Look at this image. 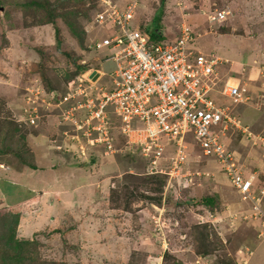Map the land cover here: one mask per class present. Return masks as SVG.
<instances>
[{"label":"rangeland","instance_id":"rangeland-1","mask_svg":"<svg viewBox=\"0 0 264 264\" xmlns=\"http://www.w3.org/2000/svg\"><path fill=\"white\" fill-rule=\"evenodd\" d=\"M3 1L4 11L0 10V162L5 164L0 170V198L3 194L7 201L27 202L17 206L0 203V226L10 224L8 218L17 215L16 238L32 242V258L46 260L44 264H195L197 258L207 264H236V251L240 246L248 245L247 239L264 241V237L257 239L258 228L254 229L253 223L246 219L250 213L247 212L248 205L241 203L239 191L230 185L222 186L214 179L217 172L224 176L222 169L215 158L203 155L193 133L186 136L191 152L188 168L196 178L195 184L190 185L192 181L186 183L184 179L170 175L166 168L168 164L161 165L164 172L148 176L144 160L137 154L105 156L102 148L97 146L87 147L85 157L78 156V159L72 150L63 149L75 127L64 121L59 104L50 110L42 109V120L48 116L56 118L58 129H63L59 141V145L64 146L60 161H67L73 169L88 176L86 181L92 182L86 196L76 199L71 194L67 204L63 205V199H57V194L51 193L46 184V177L54 168L43 164L45 158L42 162L32 150L39 146L40 134L52 128L45 124L39 131H32L13 119L18 115L16 106L23 104L25 88L35 84L36 80L57 89L61 97L69 93L68 82L78 81L81 74L90 75L99 70L104 73L98 79L99 85L112 84L110 74L115 65L106 61L111 51L91 52L86 47L95 37L96 30L101 36L106 34L97 25L90 33L85 31L105 7L102 0L69 2L71 8L67 20L72 23L74 32L63 18L58 19L56 25H45L21 7L9 5L12 0H8L9 3ZM142 2L146 6L138 12L132 27L144 19L143 27L152 30L154 18L159 16L160 21L155 24L166 35L165 39H160L172 41L180 33L182 24H187L200 34L194 47L222 60L218 72L224 80L232 78L233 82H246L250 70L257 68L255 71L260 76H254L256 83H251L255 87L254 93L248 91L251 102L234 106L241 127L232 125L227 137L232 140L230 149L236 155L237 151L242 154L247 169L257 172L260 182L257 187L264 190V156L259 158L261 164L256 165L255 153L248 152L251 148L241 142L244 128L264 141V88L261 87L264 84V0ZM211 11L228 14L225 20L210 23L208 13ZM22 26L27 27L25 29L31 26L33 31L20 30ZM55 30L61 42H58ZM9 83L14 85L7 89L2 86ZM220 104L233 106L228 99H220ZM21 136H24L23 140ZM42 143L49 152L44 137ZM53 150L51 147V154L58 153ZM249 153L253 156H248ZM92 156L96 161L94 165L88 164ZM51 160L57 163L52 155ZM237 160L240 163L241 159ZM11 169L16 170V180L24 183V188L8 174ZM247 169L243 168V171ZM225 181L222 179V183ZM77 186L78 183L74 188ZM204 197L215 199L213 207L203 205ZM200 217L211 222L202 221ZM227 219L241 222L234 227ZM262 257L264 247L255 253L252 262ZM21 264L34 263L26 257Z\"/></svg>","mask_w":264,"mask_h":264},{"label":"built area","instance_id":"built-area-1","mask_svg":"<svg viewBox=\"0 0 264 264\" xmlns=\"http://www.w3.org/2000/svg\"><path fill=\"white\" fill-rule=\"evenodd\" d=\"M102 2L105 9L96 14L86 31L90 33L97 25L106 34L101 36L96 30L86 47L91 52L111 51L106 61L115 65L110 74L112 84L99 85L103 72L98 77H93V73L81 74L78 81L68 82L69 93L61 97L58 90L49 91L36 80L24 90L17 120L37 127L44 118L41 110L60 104V115L75 127L74 134L68 133L71 139L63 148L67 152L72 150L76 157L82 158L87 147L99 146L105 156L137 154L143 158L147 174L164 172L161 165L168 164L170 175L186 183L192 181L190 185L195 184L196 178L188 168L191 152L186 136L193 133L203 155L214 157L241 193L242 200L252 203L249 218L262 235L264 190H253L254 175L248 176L243 171L236 153L223 141L225 131L232 125L241 127L234 106L251 102L248 84L233 82L232 78L224 80L218 72L222 60L194 47L200 34L187 24H182L179 35L172 41L157 40V31L153 34L143 28L142 20L131 26L144 6L142 0ZM227 14L211 11L208 20L221 22ZM159 35L165 39L163 33ZM220 99H228L233 106L220 104ZM243 132L247 139L258 137L247 128ZM62 147L56 146L59 151ZM209 215L212 219V214ZM200 219L211 222L204 217ZM252 254L249 248L241 249L238 264H249Z\"/></svg>","mask_w":264,"mask_h":264},{"label":"crops","instance_id":"crops-1","mask_svg":"<svg viewBox=\"0 0 264 264\" xmlns=\"http://www.w3.org/2000/svg\"><path fill=\"white\" fill-rule=\"evenodd\" d=\"M144 5L146 6V4L144 3ZM146 9V8H145ZM185 16V15H184ZM165 33V32H164ZM179 35V34H178ZM257 68H253V69H251L250 70V73H249V76H248V79H247V81H246V83L248 84V88L254 93V90H255V87L253 86V84H251V83H256L255 81H254V78L256 77V76H260V73H256V70ZM243 72H245L244 71V68H243V70H242ZM242 75L243 76H245L246 75V73H242ZM255 76V77H254ZM98 77V76H97ZM96 79V78H95ZM14 85V84H13ZM13 85H11L10 83L9 84H3L2 86L3 87H6L5 89H7V88H10V87H8V86H13ZM261 87L262 88H264V84H262L261 85ZM219 102H220V100H218ZM249 104V103H248ZM52 118V119H51ZM45 124H48L52 129L50 130V131H48L47 133H41L40 134V137H39V140H37L38 141V143H39V146H37V147H34V148H32V150L34 151V153H35V155L36 156H40V160L43 162V159L45 158V160H46V162H43V164H46V166L47 165H52V168H54V169H51L50 170V172H49V175H47V177H46V184L49 186V189L52 191L51 193H56L57 194V199H63V205H65V204H67V199H69V197L71 198L72 197V195L76 198V199H80L82 196H86L87 194H86V190H88L89 188H90V186L89 185H92V182L91 181H86V179L88 178V176H85L81 171H79L78 169H73L71 166H69L70 165V163H67V161H65L64 163H62L60 160H62L63 159V157H62V153L59 151V150H57V148H56V146L57 145H59L60 144V135H62V132H63V129H58V124H57V121H56V118L55 117H51V116H48L47 117V119L46 120H42V121H40V123H39V125L37 126V127H34V128H32V127H30L29 129L30 130H32V131H34V130H37L38 129V131L45 125ZM52 124H54V126H55V128H54V126L52 125ZM247 127V126H246ZM231 128V127H230ZM230 128L228 129V130H226L225 131V136L223 137V141L224 142H227V144L230 146V143L232 142V140H231V138L230 137H227V132L230 130ZM244 130V129H243ZM49 134H51L50 136H49ZM246 135L247 134H243V141H241V142H244L245 144H247L248 145V147H250L251 148V150H249L248 152H251V151H253V155H254V153H255V155L253 156V155H251V153H249L248 154V156H253V158H255V164L256 165H259V164H261L260 163V157L261 158H263L262 156H264V145L260 142V140L258 139L259 137H256V139L255 140H251V139H247L246 138ZM43 137L45 138V142L46 141H48V148L50 149V151H51V147H53L54 148V150L53 151H57L58 153H53V154H51V152L49 151V152H47L46 150H45V148L43 147V143H42V141H43ZM35 142H36V140H35ZM240 142V143H241ZM45 146V145H44ZM233 150V149H232ZM234 151V150H233ZM236 153V152H235ZM51 155L55 158V160H56V164L55 163H53L52 162V160H51ZM57 156H58V158H57ZM237 158H240L241 159V161H240V163H242V165H243V167L245 168V169H247V167H246V165H245V163L243 162V160H242V154L240 153V152H238L237 151ZM94 161H95V159H93V156H92V158H91V162L90 163H88V164H90V165H94L95 163H96V161H95V163H94ZM66 163L68 164V165H66ZM34 167V166H33ZM33 167H32V169H33ZM78 167H80V166H78ZM255 167H257V166H255ZM14 169H11V171L8 173L9 175H12V176H14L15 178H14V180H16V178L18 179V177L17 176H15L14 174H16L15 173V171H13ZM73 173L72 175H69L68 176V174L69 173ZM82 173V174H81ZM18 174V173H17ZM247 174H248V176L249 175H254L255 176V178H256V184H255V189L257 190L258 189V187H257V184H259L260 182L258 181V177H257V172L256 171H254L253 169H252V171H251V169L249 170L248 169V172H247ZM214 175H215V177H214V179L217 181V182H219V183H221L222 184V186H226V187H230V186H232V185H230L229 184V182H228V180H226L225 178H224V176H220V174L217 172V173H214ZM222 179H225L226 181L225 182H223L222 183ZM72 180L74 181V183H72ZM17 181V180H16ZM17 182H19V181H17ZM227 182H228V184H227ZM20 183V182H19ZM78 183V186L76 187V188H74V186L76 185ZM21 184V183H20ZM230 185V186H229ZM21 186L24 188L25 187V184L23 183V184H21ZM72 186V187H71ZM233 187V186H232ZM91 189V188H90ZM79 190H81V191H79ZM237 191V190H236ZM34 192V191H33ZM34 194V193H33ZM32 194V195H33ZM72 194V195H71ZM218 197H220V191L218 192ZM2 196V198H0V203L1 204H3V203H5L7 206H17L18 204L20 205V204H23V203H25V202H27V200H24L23 201V203H20V202H14V201H7L4 197H3V194L1 195ZM83 199H85L86 200V198L85 197H83ZM240 200H241V198H240ZM57 201V200H56ZM55 201V202H56ZM16 203V204H15ZM243 204H247L248 206L249 205H251V202H249V203H243ZM228 221H230L231 223H232V225H234V227H237V226H239L240 225V220L239 221H236V222H234V221H231L230 219H227ZM233 223H237V225H235V224H233ZM235 229V228H234ZM258 239V238H257ZM260 240V239H259ZM246 242H247V244L248 245H250L252 248H253V246H255L256 248H255V253H257L259 250H261L262 249V247H264L263 246V242H259V241H257L256 239H252V240H250V239H247L246 240ZM254 242L256 243V244H254ZM255 255V254H254ZM254 255L252 256V258H251V261H250V263L252 262V259H253V257H254ZM253 264H260V263H264V257H262L261 259H259V260H257V259H254L253 260V262H252Z\"/></svg>","mask_w":264,"mask_h":264},{"label":"trees","instance_id":"trees-1","mask_svg":"<svg viewBox=\"0 0 264 264\" xmlns=\"http://www.w3.org/2000/svg\"><path fill=\"white\" fill-rule=\"evenodd\" d=\"M83 0H15V2L12 0V4L6 1V3H9V5H15L21 7L25 12L29 13L31 16H36V20L39 23L45 24V25H56L58 19H64L66 21V24L68 27L74 31V28L72 26V23L67 20V15L69 14V10L71 6L69 5V2H75V3H80ZM0 4L3 7L5 4L3 0H0ZM4 8V7H3ZM4 11V10H3ZM72 11V10H71ZM73 13V12H72ZM160 21V17L157 16L154 18L153 22V28L152 33H155L157 31L155 39L161 40L160 38H164L162 35H159V31L161 30L159 25L155 24ZM22 26L20 30H26L27 32H32L33 29L31 26L29 28L31 29H25L27 27ZM12 28V27H11ZM145 28V27H143ZM148 30V27H146ZM10 31V30H7ZM56 31V30H55ZM86 31V28H85ZM75 32V31H74ZM73 32V33H74ZM56 36L58 39V42H61L59 39V35H57L56 31ZM36 50V49H35ZM43 85L47 88V90L52 91V90H57L53 87H47L44 83ZM14 121V120H13ZM15 122V121H14ZM16 123V122H15ZM14 123V124H15ZM18 124V123H17ZM15 124L17 127L18 125ZM17 127L16 130H17ZM22 140L24 139V136L20 137ZM0 152L2 150L0 149ZM221 172L225 175L224 170L222 169ZM152 176V175H148ZM215 176V175H214ZM255 178V176H254ZM256 183V182H255ZM161 189V187H160ZM215 199L213 197H204L202 198L201 202L205 207H213L212 204L214 203ZM18 218L17 215H15L13 218L10 216L8 218V221H10V224H3L0 226V254L2 256V261L0 264H21L22 260L25 259L26 257L29 258L30 261H32L34 264H44L46 260H35V258H32L30 255V248L33 246L32 242L29 241H19L16 238V227L18 226L17 222ZM6 250V251H5ZM5 251V253H4ZM27 252V254H26ZM26 254V256H25ZM7 255V257L5 256ZM30 255V256H29ZM178 264V263H175Z\"/></svg>","mask_w":264,"mask_h":264},{"label":"clouds","instance_id":"clouds-1","mask_svg":"<svg viewBox=\"0 0 264 264\" xmlns=\"http://www.w3.org/2000/svg\"><path fill=\"white\" fill-rule=\"evenodd\" d=\"M141 20H143V21H145L144 19H141ZM141 22V21H140ZM148 23V22H147ZM148 31H150V30H148ZM151 33H152V31H150ZM159 32H161V33H163L164 34V36L166 37V35H165V33L164 32H162L161 30L159 31ZM154 34V33H153ZM100 72H102V71H99L98 70V72H96L97 74L96 75H98ZM95 73V72H94ZM93 73V74H94ZM251 97V96H250ZM17 107V109H16V112L18 113L19 112V105L18 106H16ZM15 118V122H17V123H19L20 125H22V124H24V123H21V122H19L18 120H17V116L16 117H14ZM24 125H26L28 128H30V126L29 125H27V124H24ZM33 128V127H32ZM209 157H212V156H209ZM214 158V157H213ZM215 161L217 162V160L215 159ZM218 163V162H217ZM239 163V162H238ZM3 164H5V163H3V162H0V170L1 169H4V165ZM239 164H241V163H239ZM218 165H219V163H218ZM220 166V165H219ZM243 166V165H242ZM244 168V167H243ZM222 169V168H221ZM246 172H248V169L246 170ZM248 175V174H247ZM224 178L226 179V180H228V182L230 183V181H229V178L226 176V174L224 175ZM254 180H256V178H254ZM256 182V181H255ZM256 184V183H255ZM255 184H254V189L253 190H256L255 189ZM230 185H232L231 183H230ZM233 186V185H232ZM234 187V186H233ZM235 188V187H234ZM236 189V188H235ZM237 191H239L238 189H236ZM240 193V192H239ZM240 198H241V203L243 204V203H249V201H243L242 200V195H241V193H240ZM264 204V203H263ZM251 209H252V203H251V205H249L248 206V211L247 210H245V211H247V212H249L250 213V215H251ZM250 217V216H249ZM248 217V218H249ZM247 218V219H248ZM249 220H250V218H249ZM251 222V221H250ZM253 223V222H252ZM252 226L254 227V229L255 228H258V226L255 224V223H253L252 224ZM262 237H264V233L261 235V232H260V230H259V228L257 229V238H262ZM243 248H249L251 251H253V254L250 256V259H249V264H250V261H251V258H252V256L255 254V251H254V249L251 247V246H249V245H242V246H240L239 248H238V250L236 251V264H238V259H239V257H240V255H239V251L241 250V249H243ZM195 264H201V263H203V264H207L206 262H202V261H199V258H197L195 261Z\"/></svg>","mask_w":264,"mask_h":264},{"label":"water","instance_id":"water-1","mask_svg":"<svg viewBox=\"0 0 264 264\" xmlns=\"http://www.w3.org/2000/svg\"><path fill=\"white\" fill-rule=\"evenodd\" d=\"M0 10H1V11L4 10V8L1 6V4H0ZM96 74H97V73L95 72V73L93 74V77H94V76H97Z\"/></svg>","mask_w":264,"mask_h":264}]
</instances>
